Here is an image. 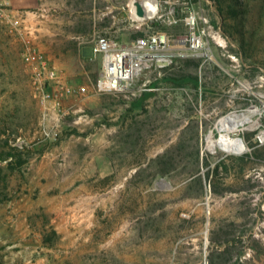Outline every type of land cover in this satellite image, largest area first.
I'll list each match as a JSON object with an SVG mask.
<instances>
[{"label": "rangeland", "instance_id": "obj_1", "mask_svg": "<svg viewBox=\"0 0 264 264\" xmlns=\"http://www.w3.org/2000/svg\"><path fill=\"white\" fill-rule=\"evenodd\" d=\"M9 1L0 150L16 155L0 160V264H264V0H155L145 20L129 0ZM158 32L165 63L94 90L103 60L82 48L95 35ZM27 46L87 91L52 81L59 106L44 109ZM253 106L233 133L246 151L209 148L220 117Z\"/></svg>", "mask_w": 264, "mask_h": 264}, {"label": "built area", "instance_id": "obj_2", "mask_svg": "<svg viewBox=\"0 0 264 264\" xmlns=\"http://www.w3.org/2000/svg\"><path fill=\"white\" fill-rule=\"evenodd\" d=\"M9 4V0H0V15L5 16L14 27H18V20L10 18L6 11L5 5ZM88 45L92 46L93 56L100 55L103 60L101 74L94 84V90L98 93L123 90L153 62L163 64L167 60V57L161 54L167 51L168 37L161 32L140 36L130 45H119L107 35L97 34ZM23 58L30 67L32 82L38 90L44 109L50 107L58 109L59 106V102L53 96L55 92L48 88L52 81L55 89L66 93L75 90L80 93L87 91V86L84 85L78 89L66 86L58 72L43 59L42 54L32 48L27 46ZM139 66L144 67L138 71Z\"/></svg>", "mask_w": 264, "mask_h": 264}, {"label": "bare ground", "instance_id": "obj_3", "mask_svg": "<svg viewBox=\"0 0 264 264\" xmlns=\"http://www.w3.org/2000/svg\"><path fill=\"white\" fill-rule=\"evenodd\" d=\"M141 2L145 9V17L138 16L136 14V5L135 2ZM130 10L134 18L139 20H145L146 18H151L158 10V6L155 0H129ZM185 41V40H184ZM192 41L191 48L196 47L201 43L199 38H195ZM162 56H166L167 60L170 56L169 52L166 51ZM166 60V61H167ZM144 66H139L138 71L141 70ZM264 98V94H262ZM254 108L248 111H243L239 114H227L219 118L216 123V129L218 134H215L214 131H210L207 136V145L210 149L215 152H223L227 154H241L247 150V146L242 138L233 135L234 132L241 130V124L250 121L251 113H258L261 111L260 107L253 106ZM259 121L257 120L252 126L258 125Z\"/></svg>", "mask_w": 264, "mask_h": 264}, {"label": "water", "instance_id": "obj_4", "mask_svg": "<svg viewBox=\"0 0 264 264\" xmlns=\"http://www.w3.org/2000/svg\"><path fill=\"white\" fill-rule=\"evenodd\" d=\"M135 5H136V14L138 16L145 17L146 13H145V9H144L142 3L137 1V2H135ZM82 54L85 57H92L93 56L92 46H90V45L84 46L82 48ZM125 87H127V86H125Z\"/></svg>", "mask_w": 264, "mask_h": 264}, {"label": "trees", "instance_id": "obj_5", "mask_svg": "<svg viewBox=\"0 0 264 264\" xmlns=\"http://www.w3.org/2000/svg\"><path fill=\"white\" fill-rule=\"evenodd\" d=\"M12 150H18V147H12ZM14 155H16L15 152L9 151V152H5L3 150H0V160H7L10 157H13Z\"/></svg>", "mask_w": 264, "mask_h": 264}]
</instances>
